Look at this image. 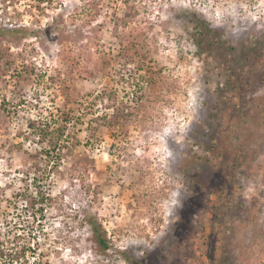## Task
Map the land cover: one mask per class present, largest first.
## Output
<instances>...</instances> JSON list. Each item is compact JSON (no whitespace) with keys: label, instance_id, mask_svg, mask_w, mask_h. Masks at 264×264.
I'll use <instances>...</instances> for the list:
<instances>
[{"label":"rangeland","instance_id":"rangeland-1","mask_svg":"<svg viewBox=\"0 0 264 264\" xmlns=\"http://www.w3.org/2000/svg\"><path fill=\"white\" fill-rule=\"evenodd\" d=\"M195 14L251 42L247 96L229 51L197 46ZM1 23L35 32L0 39V264L24 245L50 264H126V248L209 264L212 238L218 258L264 264V0H0ZM39 125L65 130L57 167Z\"/></svg>","mask_w":264,"mask_h":264},{"label":"trees","instance_id":"trees-1","mask_svg":"<svg viewBox=\"0 0 264 264\" xmlns=\"http://www.w3.org/2000/svg\"><path fill=\"white\" fill-rule=\"evenodd\" d=\"M34 2H37L38 4H42L45 2H49L51 0H33ZM40 6V5H39ZM194 28H195V34L197 38V46L202 47L205 43H207L209 46L211 45H217L223 49H225L228 52V58L233 63L234 66V75L231 77L229 80L232 82H235L236 85L239 84V90L247 96V90L249 89V86H247L250 81V72L245 70L246 65L249 64V61H251V58L253 57V49L250 48V45L246 44H251V42L247 41L246 43H243L241 50L238 49V46L232 44L231 40L227 38L222 30L219 27L212 26L209 22H207L204 19H201L198 17L196 14L194 15ZM51 26H48L46 28H43L42 30H49ZM32 29H29L25 25H18L15 23L11 24H0V39H6L12 42H18L23 38H26L30 33H33ZM263 73V74H262ZM259 74V79H264V72ZM235 85V84H234ZM39 131H37L35 134H38V136L43 137V138H48L50 135V132L48 129H44V126L39 125ZM60 134L57 136H50L48 138L49 142V148L45 150V156H46V161L49 165L53 167L59 166L61 162V157H60V151H58V154L55 155L53 154V151H56L57 149L61 150V140L63 139V136L65 134V130L62 128L60 130ZM218 143L216 148L219 149V152H223L224 147L229 149V145H226L227 139L226 136L218 137ZM65 146V145H64ZM40 169L35 168V176L33 177V182H34V188L36 189V195L32 196L31 200V205L30 207L33 209L31 212V215L33 216L34 222H37L38 216L40 214V224L43 222L41 218H44L46 215L45 212L47 211L45 209V203L47 199L50 197V193H45L40 186V180H41V175H39ZM199 189L197 187L195 188L196 193L198 192ZM196 197L195 195L192 197V204H194ZM29 210V209H28ZM183 222H187V220H182ZM87 222L90 224L93 232V237L94 241L96 242L98 249L102 252V254L107 255L108 250L111 248V242L109 238L107 237V233L105 228L103 227V224L97 220L95 216H88L87 217ZM33 229L34 225L32 221L30 224ZM181 229L184 228L180 227ZM20 236V235H18ZM212 237V236H211ZM216 250H217V245L215 239L212 238L210 241V248L208 250V258H209V264H236L233 259L235 255H229L226 254L225 252L218 258L216 256ZM3 257L4 253H0ZM37 254V248H34L32 246H27L24 245L21 247V249H15L12 253H10V261L13 263L16 261L18 264H30L29 257L30 256H36ZM118 254L121 255L123 258L124 262L126 264H164L163 255L159 254V256H151L150 253H146V255L142 254L140 255L139 253L133 252L131 248H126L122 251L118 250ZM42 254H39L36 256L35 264H50L48 261H44V257H42ZM147 256H151L150 259Z\"/></svg>","mask_w":264,"mask_h":264}]
</instances>
